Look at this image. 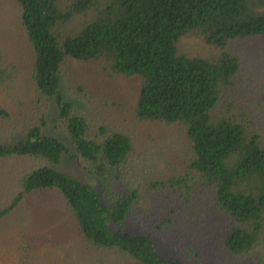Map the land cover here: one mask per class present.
I'll list each match as a JSON object with an SVG mask.
<instances>
[{"label": "trees", "instance_id": "1", "mask_svg": "<svg viewBox=\"0 0 264 264\" xmlns=\"http://www.w3.org/2000/svg\"><path fill=\"white\" fill-rule=\"evenodd\" d=\"M13 1L32 58V91L54 104L61 132L51 133L42 118L0 143V164L24 161L0 182L18 187L0 203V264H264V114L234 98L243 59L232 50L264 38V0ZM193 36L218 55L185 53L182 42ZM74 63L137 81L136 122L182 132L162 178L137 182L136 133L99 124L65 99ZM18 74L0 45V90ZM68 156L98 188L56 169ZM25 160L45 165L25 170ZM49 202L65 210L60 232L43 221ZM130 217L179 258L163 257L151 236L129 231Z\"/></svg>", "mask_w": 264, "mask_h": 264}, {"label": "rangeland", "instance_id": "2", "mask_svg": "<svg viewBox=\"0 0 264 264\" xmlns=\"http://www.w3.org/2000/svg\"><path fill=\"white\" fill-rule=\"evenodd\" d=\"M20 17L21 10L13 0H0V45L6 54L7 64L16 66L19 71L16 77H12L15 80L11 79L7 88L0 90V109L6 110L8 113L6 116L0 114V143H10L21 138L23 128L27 124L38 123L42 118H47L51 133L61 132L60 128L56 127L52 121L54 119L52 115L54 116L57 112L54 104H47L36 98L32 91L33 86L29 81L32 58ZM182 48L185 53L196 57L213 59L218 55L214 48L206 45L203 39L198 36L185 38ZM232 50L241 54L243 59L241 75L233 88L234 98L238 102H244L245 106L251 105L254 114L261 113L263 115L264 38L238 41L233 44ZM78 87L81 88L80 92H77ZM63 93L65 99L77 105L81 112L90 111L89 118L100 120L99 124L103 123V120H107L111 125H125L128 130L136 133L140 142L138 149L140 154L136 157L137 182H141L145 178H162L167 165L181 151L184 141H182V132L176 127H159L136 122L133 109L138 95V82L135 80H110L95 71L93 64L74 63L72 67L66 69ZM99 116L101 117L99 118ZM65 142L70 144L68 141ZM23 164L24 161L14 160L7 164H0V182L5 179L6 174L10 173V168L12 170L14 166L22 167ZM42 165L45 163L25 160L23 168L28 170L30 167ZM56 169L79 180L90 182L98 188L84 165L72 160L69 156ZM17 188L9 186L8 181L0 183V203L8 204ZM53 203H42V206L46 208L42 211L43 221L48 222L50 231L60 232L61 229H65V210L61 208V205ZM126 227L131 232H140L151 236L157 252L163 257L179 258L176 251L167 247L163 240L156 236L140 219L130 217ZM186 264L188 263L186 262Z\"/></svg>", "mask_w": 264, "mask_h": 264}]
</instances>
